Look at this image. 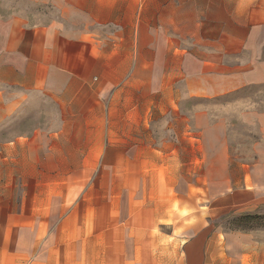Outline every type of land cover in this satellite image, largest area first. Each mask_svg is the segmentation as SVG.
Masks as SVG:
<instances>
[{
  "label": "crops",
  "instance_id": "crops-1",
  "mask_svg": "<svg viewBox=\"0 0 264 264\" xmlns=\"http://www.w3.org/2000/svg\"><path fill=\"white\" fill-rule=\"evenodd\" d=\"M262 85L264 0H0V264H230L211 227L174 248L143 224L154 209L120 211L115 222L105 194L94 206L71 186L75 170L168 165L169 142L154 137L186 140L191 119L215 147L213 209H256L264 111L227 117L257 136L250 158L231 159L221 121L187 108ZM126 146L134 165L100 162ZM166 179L151 184H175ZM253 247L255 263L239 264H264V243Z\"/></svg>",
  "mask_w": 264,
  "mask_h": 264
},
{
  "label": "rangeland",
  "instance_id": "rangeland-1",
  "mask_svg": "<svg viewBox=\"0 0 264 264\" xmlns=\"http://www.w3.org/2000/svg\"><path fill=\"white\" fill-rule=\"evenodd\" d=\"M252 108L264 111V85L243 89L217 101L194 103L187 109L191 114L194 113V109H196L195 112L206 113L211 124L215 125L221 121L224 133L222 140L227 144L229 156L231 159H240L251 157L249 144L257 137L256 132L244 128L235 120L226 121V119ZM193 122L191 119L187 121L186 140L177 139L172 133L169 136L164 134L154 137L157 144H161L162 141L169 142L168 165H160L157 169L75 170L74 182L71 186L74 198L76 200L81 193L90 194V204L98 206L102 200L98 199L97 195L105 194L106 205H113L115 222L118 221L115 217L120 214V211L135 208L154 209L156 211L154 216L146 217L143 224L146 222L154 224L153 232L163 234V241L174 242L175 240L174 248L178 247L181 238L191 234L196 226L211 227L218 234L220 256L234 259L230 264H239L241 258L251 259L255 263L257 250L253 246L264 243V204L244 212L228 208L221 211L213 209L216 203L212 202L207 177L212 171L215 172L211 170V167L218 164L213 160L215 147L210 143L211 139L199 137L198 129ZM161 125V122L155 124V130L159 135L163 130ZM192 137L200 139L195 142ZM0 140L3 139L0 138ZM124 140L128 145L130 139ZM190 143H196V145L200 143V145L192 148ZM123 149L127 152L101 155L100 162L105 161L106 165L111 166L118 158H122L128 162L126 165H134L129 163L134 156L130 147L126 146ZM229 174L234 176L236 171L231 167ZM168 176L175 184L168 186L151 184V178L162 183ZM181 209L187 211H180ZM184 214L189 215L181 219ZM157 221L160 223L157 224ZM247 242L253 245L250 251L243 249L244 243L247 244ZM33 257V254L30 255L29 260Z\"/></svg>",
  "mask_w": 264,
  "mask_h": 264
},
{
  "label": "trees",
  "instance_id": "trees-1",
  "mask_svg": "<svg viewBox=\"0 0 264 264\" xmlns=\"http://www.w3.org/2000/svg\"><path fill=\"white\" fill-rule=\"evenodd\" d=\"M246 217H249V216H246Z\"/></svg>",
  "mask_w": 264,
  "mask_h": 264
}]
</instances>
